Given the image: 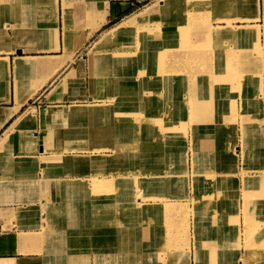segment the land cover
Wrapping results in <instances>:
<instances>
[{
	"label": "crops",
	"instance_id": "crops-1",
	"mask_svg": "<svg viewBox=\"0 0 264 264\" xmlns=\"http://www.w3.org/2000/svg\"><path fill=\"white\" fill-rule=\"evenodd\" d=\"M38 1L0 0V264H241L239 254L245 255L247 249L230 248L232 233L238 239L239 230L228 233L223 228L231 215L223 204L230 201L226 195L232 191L242 209L244 200L237 193L248 176L255 181L249 189L252 214L264 215V180L257 179L264 176V66L250 70L241 82L223 74H199L183 65L186 87L161 91L178 97L173 123L189 129L175 132L179 144L172 158L155 166L165 174L149 187L143 182L148 168L142 163V150L130 153L125 147L120 155L124 162L114 161L117 114L123 110L116 109L112 96L118 90L115 79L128 75V66L121 63L128 58L103 51L98 43L103 32L156 0ZM198 1V9L186 17L187 47L176 46L175 61H184L187 54L214 58L232 53L234 46L235 54L264 57V0ZM140 2L145 4L127 14ZM229 26L249 35H214V30ZM207 30L212 34H204ZM199 35L205 36L203 41ZM157 109L163 114V107ZM141 118L129 120L130 133L139 129ZM200 126L205 131L199 136L195 130ZM126 129L119 134L127 135L121 137L127 146ZM234 142L235 155L230 149ZM98 154L112 157L101 164L91 159ZM193 161L211 164L206 166L217 178L211 190L206 181L199 196L193 190ZM95 179L118 188L119 195L95 200ZM223 188L229 192L222 194ZM257 188L259 192L263 188V196H256ZM140 199L161 207L152 214H127L145 215L147 227L134 233L142 237L135 251L133 244L120 246L118 227L100 225L99 218L116 215L113 200L129 204ZM194 201L206 208V215L196 218L205 224L216 218L219 223L198 229L190 217L189 244L185 238L184 244H176L182 234L181 215L164 211L166 202H188L192 207ZM155 219L157 227L148 223ZM134 234L129 231L126 236ZM176 235L178 239L171 238ZM122 248L123 257H114ZM181 253L186 255L178 263Z\"/></svg>",
	"mask_w": 264,
	"mask_h": 264
},
{
	"label": "rangeland",
	"instance_id": "rangeland-1",
	"mask_svg": "<svg viewBox=\"0 0 264 264\" xmlns=\"http://www.w3.org/2000/svg\"><path fill=\"white\" fill-rule=\"evenodd\" d=\"M193 1H194V3H196V8L198 9L199 1L198 0H193ZM102 3H104V0H102ZM143 4H145V3L144 2L134 3V5L132 6L131 9H129L127 14L129 12L135 10V9H138ZM156 7H158L157 0L154 1L153 4H150L147 7L142 8L139 12H137L139 14L138 17H140L142 15V12H145V14L143 15L142 18H147L152 14L150 16V18L152 20H156L160 16V14L158 17L156 15V12L154 10ZM189 12H183L182 14L178 15V21L179 22L177 25H175V28H170L169 31L166 33H164V32L168 29H164L162 31L161 35L156 37L157 42H159L158 43L159 46L163 47L164 51L162 50V52H166V51L172 52L174 50V48L178 45H180V48L187 47L188 36H189V27H188V20H186L185 18L187 17ZM165 13L168 14L167 11H165ZM161 16L164 17V12L161 13ZM114 22L115 21L110 22L107 26H109L110 24H112ZM149 24L150 23H148V24L146 23V25H149ZM142 25H145V24H142ZM146 25H145V27H147ZM151 28H152V26H151ZM236 29H238V28L229 26L228 28H218V29L214 30L213 33L216 34L222 30H236ZM204 37H202V39H201V36H200L199 41H201V40L203 41ZM144 38L146 41H149L146 33L144 35ZM230 38H235V37H230ZM117 40L118 41L120 40V42L116 43L113 40H111L110 42H108L106 44H100V48L103 51L112 52V50L114 48H116L118 46H124L125 45L124 39L120 38ZM180 40H181V43H180ZM225 40L227 41V39H225ZM196 47H199V44H196ZM235 47L236 46H234L232 53H223L227 56V58H221L220 59V57H218V55H216L214 58H212V57L209 58V57H206V55H201V54H187L184 57L186 59L182 62L187 68L192 67V69H194V71H196L198 73L202 71L201 73H203V72H206L207 70L210 69L211 63L212 64L228 63V61L236 62L238 60L239 61L238 63L240 65L238 72L241 71V72H244V74L239 77L238 76L239 74L237 75V73H235L236 69H234L232 67L233 70H231V71H233V72L230 71L229 76L228 75H224V76L234 78L233 80H236V81H237L236 76H238V79L241 80V82H243L244 75L248 74L250 70L264 66V57H262L261 59L255 60V59H251L250 57H244L242 55L235 54L237 51L235 49ZM176 48H178V47H176ZM87 51H88V49L84 50V52H87ZM147 55L149 58L148 60H147ZM122 57L128 58L127 60H122L121 63H122V66H124V64L126 63V65L129 67V69L134 64H136V65L139 64L140 61L156 62L158 59V55L156 53L138 55L136 57H134V56L131 57V54H129L128 56L124 54ZM118 63H120V61H118ZM204 69H206V70L204 71ZM115 72L119 73L120 69H117ZM142 74H144V73H138L137 75H134L138 81L137 95H141V94L153 95V94L157 93L156 90H153L154 88H152V85L144 88L149 82H143L144 75H142ZM124 77L122 76V78H120V79L118 78L119 80L115 79L116 83L119 82L118 83V85H119L121 83V81H124ZM155 78H157V76H155L154 79ZM201 79L203 80L204 77L202 76ZM173 81H174L173 83H175L176 85L174 87H169V88L178 89V88H183L184 86L186 87V80H183L182 78L178 79V77H175L173 79ZM181 82H182V84H181ZM116 83H115V85H117ZM152 83H153V81H152ZM115 89H118V88L115 87ZM123 90L118 89L117 94L115 96H112V99L115 101V103H117V104L119 103L118 105L116 104L117 105L116 109L118 108V110H123L122 111L123 113L117 114L118 115L117 124L119 126L122 125L123 121H121L120 119H121V116L124 115L125 116L124 119L127 121L125 127H127V126H129L128 122L130 119L129 112L132 110L138 109V107L134 106V104H131L129 102L127 104H125V103H121L119 101L120 97L121 98L127 97ZM120 91H123L124 94L123 93L120 94ZM127 95H128V92H127ZM172 96L175 97L176 100L178 99V97L176 95H172ZM157 102L158 101H148L146 103H148V104L155 103L156 104ZM170 102L175 103L174 101H170ZM170 102H168V103H170ZM156 110H158V109L156 108ZM172 110H173V108H172ZM140 111H142L141 108H140ZM125 113H126V115L128 114V116H126ZM133 117H135V115ZM138 117H140V118L142 117L140 122H139L140 124L138 125L139 129L134 128L132 137L129 134L130 133L129 132L130 127H127V129H126V132H128V135L130 136V140H129L127 146H126V143L124 142V140H121V138L120 139L117 138L114 145L112 146L117 151V157H118L117 159H115L116 161L115 160L114 161L118 165L120 163L124 162L122 156H120V155L125 154V152L123 151L125 149V147L127 149H130L131 151H133V152L129 151L130 153H135V151L140 152L142 150L143 153L142 152L141 153L144 156L142 163H143V165H145L148 168V169H146V171H148V175L143 176V182L145 184H148L149 187H151L152 185L158 183L163 178V176L165 174L163 172H161V173L158 172V169L155 166H159V165L163 164L165 162L164 159H169V158L171 159L172 158L173 149H174V147L177 146V144H179V140H175L177 142H174L173 144L172 143L168 144L166 142L167 139L169 141L171 140V137L173 136V134H170L168 132L167 133L162 132L161 130H159L162 127V124H161L162 118L160 115L156 116V114H154L153 121H154L155 126L152 129V131L145 129L146 128L145 125H149V126L151 125L152 126V124L150 122H144L146 117H143L142 115H139ZM170 118H172V116H170ZM175 129H176L175 130L176 134H178V135L184 134V133L188 132L189 125L182 124L180 126H176ZM203 130L204 129L202 128V126H200L195 131H196V134H198L200 136V135H203V133L205 131V130L204 131ZM118 135H122V134L118 133ZM124 136H127V135L124 134ZM124 136L122 135V137H124ZM162 138H164V141L162 140ZM185 138H186V136H185ZM163 142H164V144H163ZM185 144H186V140H185ZM168 145H171V147H168ZM173 145H175V146L172 147ZM230 149L232 150L233 154L235 155L236 154V142H234L233 144L231 143ZM191 150H194V146H192ZM111 157L112 156L105 155V154H103V155L98 154V156H96V158L91 157V159L94 158L97 161L99 160V162L101 164H103V163L107 162V160H110ZM243 158H245V157L243 156ZM135 160L137 161V159H135ZM135 160H133V161L136 164L137 162ZM186 160H187V158H186ZM130 165H131V163H130ZM206 165H211V164H206V162H205V163H201V164L199 163L196 165L195 162L193 161L192 180H193V185H194V188H193L194 195H196V196H199L198 190L201 189V187L205 184L206 181H208V183H209L208 190H211L212 182L214 181L213 183L215 184V181H217V178L215 177L214 171H212V167L206 166ZM181 173H183V172H181ZM244 173H246L245 169L241 171V174L245 175ZM262 173H264V171H262ZM133 174L135 176L137 175L136 172H133ZM166 174L169 175V174H171V172H167ZM250 178L251 177L244 176L245 181H247ZM259 178L264 180L263 175H261V176L259 175L257 177V179H259ZM137 180H138V178L135 179V181H134L135 185H136L135 186L136 190H138L136 193H137V197L141 198V196H142L141 195V187L139 186ZM141 181H142V178H141ZM94 182H95V188H96L95 200L100 199V198L101 199L113 198L114 197L113 194L116 196L119 195V193H118L119 189L118 188L113 189L111 185L106 184L103 180L95 179ZM254 184H255V181L254 182L253 181L245 182V187L241 191L239 190L237 193V195L242 196V199L244 200V204L242 205V209H241L240 203L238 202V198H237V200H234V197L232 196V194H234V192H232V191L229 192L227 189H224V188L219 189L222 191V194H224V192H229V195H226V196H228L230 201L227 202L226 204H223V207L226 208L227 213L231 214V215H228V217H229L228 223H229V226L232 228L229 229L228 233H232L233 229L235 230V232H237L236 229H237V227H239V233L237 236L238 239H236L235 235L232 233L231 239H233L234 241H232V244H230V248H232L233 250H236V249H239L242 247H244L245 249H248L251 246L252 247L255 246V248H256L254 250L253 254L252 253L249 254L247 252V250H246L245 255L239 254L240 260L242 259L241 264H264V257H263L264 256V253H263L264 252V250H263V248H264V215L252 214L253 192H252V190L249 191V189H251ZM99 186H100V188H99ZM201 190L203 191L204 188H202ZM259 190L260 189L257 188V193H256L257 197H259L260 194L261 195L263 194V192H262L263 188L261 189V192H259ZM216 195H217V192L215 191L214 194H212V196H216ZM182 196H183V194H182ZM209 196H210V194H209ZM204 197H202V198H204ZM163 200H167V197L166 198L164 197ZM135 202H137V200H135ZM113 203H114V213L116 215H101L99 218V223H100V225L102 223H104V224L105 223H107V224L111 223L112 225L115 224L118 227V229L120 230V232H119L120 233L119 237L121 239L120 240V244H121L120 246L125 247L126 244H133L132 249L135 250L136 246L138 247L139 244L142 243V242H139V239H141L142 237L141 236L136 237V234H134V233H138V234L141 233L140 231H141V229H143L141 223H145V222L142 221V219L137 218L140 215H127V214H131L128 211V209H129L128 205L130 203L126 204L124 202H118L116 200H113ZM145 203L158 204L157 202H153V203L152 202H145ZM169 203H177V204L179 203L178 209L174 211L173 215L176 213L181 215V220H180V223L178 224L180 226L179 227L180 230L182 231L181 239H178L177 235L171 237V238L178 239L175 242L176 244L180 243V242L182 244H184L183 243L184 238H185V244L186 245L189 244L188 234H189V229L191 228L190 217L194 218V220H195L194 226L198 229L203 228L205 225L215 227L219 223V221L216 218H212V220L209 222L207 220L206 224L204 223L205 222L204 219L201 221L199 218H196V216H199V215H206V213H205L206 211L204 210V209H206V208H204L205 206L201 205L202 207H200L198 201H194V204L191 205L192 207H190V203H188V202H169ZM197 205H198V209H196ZM164 211H167V208H164ZM243 213H246V214L243 215ZM247 216H249V217H247ZM106 217L108 218V220H105ZM148 223L154 225V227H157L158 220L155 219L154 221H149ZM162 223L166 224V223H168V221L163 219ZM158 225H160V223ZM129 231L131 233H133L135 236H131V238H129V236H126L129 234ZM242 237L244 238V241H243V243L242 242L240 243V240H242ZM145 239H146V237L143 238V240H145ZM136 242H137V244H136ZM136 253H141V251H138ZM123 255H124V249L122 248L120 253H118L114 257L120 259L123 257ZM185 255H186L185 253H181L179 255L178 260H177L178 263L182 262Z\"/></svg>",
	"mask_w": 264,
	"mask_h": 264
},
{
	"label": "bare ground",
	"instance_id": "bare-ground-1",
	"mask_svg": "<svg viewBox=\"0 0 264 264\" xmlns=\"http://www.w3.org/2000/svg\"><path fill=\"white\" fill-rule=\"evenodd\" d=\"M157 4H158V7H156L154 10L156 12L157 17L160 14L159 18H157L156 20H152L150 18V16L152 14L149 17H147V18H142L143 15L145 14V12H142V15L140 17H138V15H139L138 13H134V14L128 16L127 18H125L123 20H120L112 28H110L109 30L105 31L102 34L101 40H100V42L98 44L99 45L100 44H106V43L110 42L111 40H113L114 42L117 43V42H120V40L118 41L117 39L122 38V39H124V44L125 45L124 46H118V47H116V48H114L112 50V52L116 53V55L118 57H122L124 54L127 55V56L129 54H131V57L132 56L136 57L138 55H145V54H149V53H156L158 55V59H157L156 62L140 61L139 64H137V65L134 64L129 69V72H128L129 75L124 77V81H121V83L119 85H118L119 82L116 83L117 85H115V86L118 89H122V90L124 89L123 91L125 92V95L127 96V97H124V98L120 97L119 101L121 103L127 104L129 102L131 104H134V106L138 107V109L132 110V111L129 112L130 119L134 115H135V117L136 116L138 117L139 115H142L143 117H146L144 122H150L152 124V126L151 125L150 126L149 125H145L146 126V128H145L146 130L152 131V129L155 126L154 125V121H153L154 114H156V116L160 115L159 110H156V108L163 107V112H162L163 114L160 115L161 118H162V120H161L162 127L159 130H161L162 132H166V133L168 132L170 134H173V136L171 137V140L169 141L167 139V141H166L168 144H170V143L173 144L174 142H177V141H175L176 140L175 139V130H176L175 128H176V126L173 123L174 103H172L170 101H174L175 97H173L171 95L170 96H167V95L165 96L162 93L161 90L164 87H174L176 85L175 83H173L174 82L173 79L175 77H178V79L182 78L183 80H186L187 76L182 71L183 65H184L183 63H181L182 61H180V62L179 61H175L176 59H175L174 55H172L173 51L172 52L171 51L162 52L163 47L159 46V44H158L159 42H157L156 37L161 35V33H162V31L164 29H168V30H166L164 32V33H166V32L169 31L170 28H175V25H177L178 22H179L178 21V15L182 14L183 12H189V11L196 10V6H195V8L193 7L194 2H192V0H157ZM165 11H167L168 14L165 13ZM163 12H164V17L161 16V13H163ZM146 23L147 24L150 23V24L146 25ZM142 24H145L147 27H145V25H142ZM151 26H152V28H151ZM211 32L212 31H208L207 30V31L204 32V34H206V33L207 34H212ZM145 33L147 34L149 41L145 40V38H144ZM216 34L217 35H226L228 37H235V38H237L239 36L242 37L243 35L244 36L249 35V33L248 32H244V30L242 28L236 29V30H222V31H220V32H218ZM214 35H215V33H214ZM182 48H184V47H182ZM175 49H176V47L174 48V50ZM179 49H181V48H179ZM217 55H218V57H220V59L221 58H227V56L225 54H223V53H218ZM148 59L149 58H148V55H147V60ZM238 62L239 61L237 60L236 62L228 61V63H216V64H212L211 63L209 71L207 70L206 72H203V73L211 72V73H214V74H223V75H228L229 76L230 71L233 70L232 69V67H233L234 69H236L235 73H237V75L239 74L238 76L240 77V76H242L244 74V72H241V71L238 72V69L240 68V65H239ZM188 69H192V67H190ZM205 70L206 69H204V71ZM201 72H199V74H201ZM231 72H233V71H231ZM138 73H144V74H142V75H144L143 82H149L144 88L149 87V86L152 85V88H154L153 90H156L157 93H155L153 95H148V94H146V95H144V94L137 95L138 81H137V78L134 75H137ZM155 76H157V78L154 79ZM238 76H236V79H238ZM152 81H153V83H152ZM181 84H182V82H181ZM127 92H128V95H127ZM159 100L160 101H164V102L168 101L170 103H167V104L163 103L162 105H160L158 103H156V104L155 103H153V104L146 103L148 101H159ZM140 108H141L142 111H140ZM165 108H168V110L165 109ZM172 108H173V110H172ZM125 115H126V113H125ZM126 116H128V114ZM170 116H172V118H170ZM124 118H125L124 115L121 116L120 120L123 121L124 123L122 122L121 126L117 125V130L116 131H117V136L118 137L116 136V139L117 138L120 139L122 137V135H118V133L122 132L123 128H124V131L126 129L125 126H126L127 121ZM129 126H130V124H129ZM129 134L132 137L133 131H131V133H129ZM116 139H115V141H116ZM162 140L164 141V138H162ZM163 144H164V142H163ZM174 146L175 145H173L172 147H174ZM168 147H171V145H168ZM251 181H252V179L251 180L248 179L246 182H251ZM99 188H100V186H99ZM254 196H255V194H254ZM178 206H179V203L177 204V203H169V202H167L166 203L167 213L170 214V215H173L174 211L178 209ZM128 207H129L128 211L131 214H137V213H140V214L141 213L152 214V213H154L156 211H159V209L161 207V204L143 203L141 201V199H140L137 202H135V201L131 202L128 205ZM143 216H145V215H140L137 218L143 219ZM247 217H249V216H247ZM103 224L104 223H102L101 225H103ZM141 224H142V228H146L147 227L146 223H141ZM223 228L225 229V231L228 232L229 229L232 228V227H230L229 223H228ZM236 230L238 231L239 227H237ZM119 232H120V230H119ZM145 240H147V239H145ZM145 240H143V242ZM136 244H137V242H136ZM255 249H256L255 246L254 247L251 246V247H249L247 249V252L249 254L250 253L253 254ZM263 250H264V248H263ZM240 262H242V259L240 260Z\"/></svg>",
	"mask_w": 264,
	"mask_h": 264
}]
</instances>
